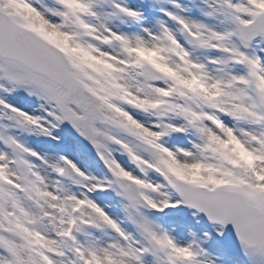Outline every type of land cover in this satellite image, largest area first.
Masks as SVG:
<instances>
[{"label": "snow or ice", "instance_id": "obj_1", "mask_svg": "<svg viewBox=\"0 0 264 264\" xmlns=\"http://www.w3.org/2000/svg\"><path fill=\"white\" fill-rule=\"evenodd\" d=\"M0 264H264V0H0Z\"/></svg>", "mask_w": 264, "mask_h": 264}]
</instances>
